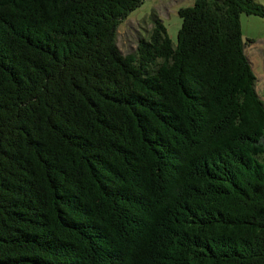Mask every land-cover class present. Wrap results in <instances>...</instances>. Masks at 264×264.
Wrapping results in <instances>:
<instances>
[{
	"label": "trees",
	"instance_id": "trees-1",
	"mask_svg": "<svg viewBox=\"0 0 264 264\" xmlns=\"http://www.w3.org/2000/svg\"><path fill=\"white\" fill-rule=\"evenodd\" d=\"M143 0H0V264H264V102L240 14Z\"/></svg>",
	"mask_w": 264,
	"mask_h": 264
},
{
	"label": "rangeland",
	"instance_id": "rangeland-1",
	"mask_svg": "<svg viewBox=\"0 0 264 264\" xmlns=\"http://www.w3.org/2000/svg\"><path fill=\"white\" fill-rule=\"evenodd\" d=\"M194 0H143L117 26L116 42L123 54L136 51L140 37L147 38L153 25V18L158 16L166 27L167 33L175 47L177 32L181 26L179 8L191 5ZM264 5V0H256ZM244 50L254 70L259 73L260 35L264 34V14H240ZM257 78V77H256ZM257 84V79H255Z\"/></svg>",
	"mask_w": 264,
	"mask_h": 264
},
{
	"label": "crops",
	"instance_id": "crops-1",
	"mask_svg": "<svg viewBox=\"0 0 264 264\" xmlns=\"http://www.w3.org/2000/svg\"><path fill=\"white\" fill-rule=\"evenodd\" d=\"M263 37V39L260 40V46H259V73L257 78V84L255 83V88L260 96V98L264 102V34L260 35V38Z\"/></svg>",
	"mask_w": 264,
	"mask_h": 264
}]
</instances>
